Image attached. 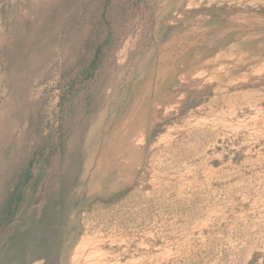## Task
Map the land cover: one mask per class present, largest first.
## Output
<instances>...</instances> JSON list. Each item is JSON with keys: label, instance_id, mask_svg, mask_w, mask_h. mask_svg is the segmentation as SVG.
<instances>
[{"label": "rangeland", "instance_id": "rangeland-1", "mask_svg": "<svg viewBox=\"0 0 264 264\" xmlns=\"http://www.w3.org/2000/svg\"><path fill=\"white\" fill-rule=\"evenodd\" d=\"M0 264H264V0H0Z\"/></svg>", "mask_w": 264, "mask_h": 264}]
</instances>
